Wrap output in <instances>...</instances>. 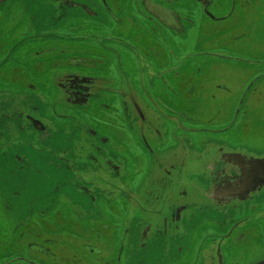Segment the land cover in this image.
<instances>
[{
  "label": "flooded vegetation",
  "instance_id": "af4514ba",
  "mask_svg": "<svg viewBox=\"0 0 264 264\" xmlns=\"http://www.w3.org/2000/svg\"><path fill=\"white\" fill-rule=\"evenodd\" d=\"M1 75L56 165L0 264H264V0H0Z\"/></svg>",
  "mask_w": 264,
  "mask_h": 264
},
{
  "label": "rangeland",
  "instance_id": "374dc122",
  "mask_svg": "<svg viewBox=\"0 0 264 264\" xmlns=\"http://www.w3.org/2000/svg\"><path fill=\"white\" fill-rule=\"evenodd\" d=\"M194 40V39H193ZM188 42V40H186ZM194 44V41H193ZM182 49H178L177 53L187 52L189 49L186 45H180ZM192 46V45H190ZM219 53H226L227 51L221 49ZM221 68H227L231 71L230 77H233L232 86L238 90V85L241 82V72L243 71L240 62L234 64H224L218 66ZM245 68V67H244ZM5 75L0 76V107H5L4 103L8 100L12 106L11 110L7 112L14 116L15 122L18 126H22V122L18 116V111H29L31 109V102L37 100V94H32L34 99L27 93L1 92L4 83H1ZM228 77V75H227ZM14 80L17 79L16 73L13 74ZM5 82V81H4ZM244 85V84H243ZM212 87V86H211ZM212 92V91H210ZM216 95L218 93L216 92ZM195 97L200 100V107L205 105L196 91ZM217 100L223 101L222 96H218ZM3 103V105H1ZM207 109V107H206ZM2 115V116H1ZM0 115V192L3 196V201H0V263L6 261L9 258V253L22 250V245L16 247L15 242L20 241L21 236L26 235V226L30 221H21L16 217L7 215L5 208V202L7 198L12 197V188L17 187V193L15 195L16 203L23 205V200L30 196L38 197L46 186L48 181V175L55 170L56 161L49 153H45L44 145L31 140V135H23L22 133L11 134V128L13 125L9 122V116L6 114V110L2 111ZM207 115V113H206ZM17 156L19 160L15 158ZM187 181H192L190 177L186 178ZM22 223H24L22 228ZM70 230L69 228H67ZM64 235V234H63ZM63 238V237H62ZM19 244H22L21 241ZM75 244L72 240H65L56 248L58 256L62 254V263L70 264L69 260H66L67 256L70 257L75 251ZM71 258V257H70Z\"/></svg>",
  "mask_w": 264,
  "mask_h": 264
}]
</instances>
